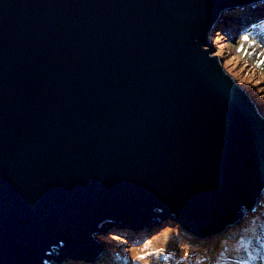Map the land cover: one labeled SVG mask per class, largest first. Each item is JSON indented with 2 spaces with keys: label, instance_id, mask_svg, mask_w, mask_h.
I'll return each instance as SVG.
<instances>
[{
  "label": "water",
  "instance_id": "1",
  "mask_svg": "<svg viewBox=\"0 0 264 264\" xmlns=\"http://www.w3.org/2000/svg\"><path fill=\"white\" fill-rule=\"evenodd\" d=\"M242 1L0 0V264L93 260L113 223L208 237L254 209L264 113L209 49Z\"/></svg>",
  "mask_w": 264,
  "mask_h": 264
},
{
  "label": "rangeland",
  "instance_id": "2",
  "mask_svg": "<svg viewBox=\"0 0 264 264\" xmlns=\"http://www.w3.org/2000/svg\"><path fill=\"white\" fill-rule=\"evenodd\" d=\"M256 2L257 4L259 3L258 1ZM226 12L229 11L222 13L220 18L214 23V26L216 23L217 26H215L211 31L210 42L212 46L210 48H212L213 52L211 56L216 55L220 57V62L222 63L224 69L238 82V84L240 83V85L242 84L244 86L245 90L249 92L248 94L253 96L254 101L257 102L264 113V65H261L260 63L261 60H264V55H261L264 53V22L252 28H247L245 25H242V29L245 30L240 36H236L234 38L227 25H220V23H224L228 19L222 17L223 15H227ZM228 14L231 20L229 22L230 27L235 26V21L246 18L248 15L242 12H229ZM254 19L255 18H252V20ZM245 34L250 36V41L247 43L243 42L242 40V36ZM230 37H232V39ZM253 41L255 42L254 46L252 43ZM245 55H247L248 58H246ZM252 61H254V63ZM254 66L255 68L252 69ZM255 69H257L258 72ZM260 201H262L261 204H259ZM254 210L255 211L252 213L248 211L250 213L248 216H252L253 218V225L246 231H250V233H256L257 236L255 237H246V231L244 233H236V225H229L225 227V229L220 233L211 234L205 238H196V236L181 228L180 223L174 220V217H167L162 220L159 226L154 224L151 226V230H149L148 227L152 224L150 223L149 226H147V230H143L139 233L127 228L128 226H123L121 228L122 230H119L120 235L113 233H99L100 236L95 235L94 238L97 242L102 243L103 251L97 258H95L93 261L77 258L70 261V258H68L63 264H130V260L127 257H124L122 254L119 256L116 252V248L122 245L120 243H123L125 246H130L131 244L129 240L138 242L142 238L143 235L141 234L143 233H145L149 239H152L155 236L167 239L170 237V235L174 234L175 230L178 231L176 234H179L180 230L184 231L188 238L195 244L202 243V248H194L192 252V256L196 259V261H199L200 264H238V261L235 259L232 261L230 258L224 256V247H228L229 249L230 247L228 242L221 240V238L233 234L238 235L237 241L240 243V245H243L248 240L252 241L254 238H257L260 235V232L258 231L259 226L257 224H261L263 233L262 241L260 243L261 248L264 251V193L263 198L259 199ZM108 227L112 226L108 225ZM114 229L120 228H116V226H114ZM143 229H146V227ZM113 242L114 245L117 243V247L108 248V245H113ZM252 247L254 248L253 243ZM153 251L154 253H157V255H162L158 249H154ZM165 255L171 259V264H180V262H184L179 256L175 257L169 254ZM258 264H264V260L259 261Z\"/></svg>",
  "mask_w": 264,
  "mask_h": 264
},
{
  "label": "bare ground",
  "instance_id": "3",
  "mask_svg": "<svg viewBox=\"0 0 264 264\" xmlns=\"http://www.w3.org/2000/svg\"><path fill=\"white\" fill-rule=\"evenodd\" d=\"M261 0H259L258 2H260ZM257 4V2L255 1V2H251V3H247V9L246 10H244V11H240V12H242V13H247L248 11V13H251L249 16H253V17H255L256 15H261V14H263L264 13V4H261L259 7H254V5H256ZM257 5H259V3L257 4ZM227 11H229V10H227ZM253 13V14H252ZM248 16V15H247ZM223 18H226L227 19V17H228V15H224V16H222ZM220 18V16L216 19V21L218 20ZM239 20V19H238ZM247 20H249V19H247ZM215 21V22H216ZM222 24H225V25H227V23L226 22H224V23H220V25L222 26ZM216 26H217V24H216ZM228 27H230L229 26V24H228ZM235 29H238V27L236 26L235 27ZM245 29H241L240 31H239V33L236 35H232L234 38L236 37V36H240L241 35V33L244 31ZM253 30V29H252ZM231 39H232V37H230ZM216 57H218V56H216ZM246 93L248 94L249 92L248 91H246ZM248 96H249V98L251 99V101L255 104V105H257L258 107H259V109L262 111V109H261V107L257 104V102L256 101H254V98H253V96H251L250 94H248ZM263 112V111H262ZM259 199L260 198H258L257 199V201H259ZM242 217H243V215L240 217V218H238L237 220V223H236V233H241V232H243L245 229H248V228H250L252 225H253V218H252V216H247V217H245V218H243L242 219ZM169 218H173V217H169ZM111 226L112 227H108V225H106V226H104V227H99L98 228V230L97 231H95L96 233V235H98V236H100V234H105V233H107V234H110V233H114V226H116V227H118V228H120V229H118V230H122L121 228L123 227L122 225H118L117 223H113V224H111ZM130 228H132V227H130ZM132 229H137V227L136 228H132ZM143 230H147V229H140L139 231L138 230H134V231H137L136 233H139V232H141V231H143ZM100 233V234H99ZM246 235L247 236H255L256 234L255 233H250V231H246ZM146 246H147V250H144L145 248H140L139 250H137V257H138V261L140 262V264H171V259L170 258H168V256H166V255H160V254H158L157 255V253H154V251L152 250V248H154L153 247V243L151 242V241H149L147 244H146ZM245 246H248L247 244L245 245ZM153 253H154V255H153ZM118 254V253H117ZM119 256H121V254H118ZM51 264H54V263H51Z\"/></svg>",
  "mask_w": 264,
  "mask_h": 264
},
{
  "label": "trees",
  "instance_id": "4",
  "mask_svg": "<svg viewBox=\"0 0 264 264\" xmlns=\"http://www.w3.org/2000/svg\"><path fill=\"white\" fill-rule=\"evenodd\" d=\"M241 86L244 88L243 85H241ZM180 227L182 228L181 225H180ZM115 232H117V233H115ZM176 232H178V231L175 230L174 233H176ZM113 234L120 235L119 231H114ZM176 235L184 237V238H188L186 236V233L184 231H181V230L179 231V234L177 233ZM181 237L177 238L175 236H173V237L171 236V237H168L167 239L164 238L165 240L170 239L168 246L164 245V244H161L160 242H158L159 238L154 237V238L150 239V241L152 243H154L153 244L154 248H152V250L158 249L161 254H162L164 249L170 248V247L173 248L174 250H178L179 248H181L179 244L183 243L184 240H185L184 238H181ZM129 241H130V244H131L130 246H125L123 243H120L122 245L117 247L116 246L117 243L115 242L116 245H114V242H113L112 243L113 245L109 244L108 248H116L117 247L116 248V250H117L116 252L118 254H122L124 257H127L130 260V264H140V262L138 261V257H137V254H138L137 250H139L141 247L145 248L144 250H147L146 249L147 248L146 244L149 242V240H144V241H141L139 243H136V242H134L132 240H129ZM194 248H202V247H193L191 249H183L182 248L177 253H174L173 249H169L167 254L175 256V257L176 256L181 257L182 258L181 260L184 261V262H180V264H200V262L196 261V259L192 256V252H193ZM112 260H114V259H112ZM185 261H188V262H185Z\"/></svg>",
  "mask_w": 264,
  "mask_h": 264
},
{
  "label": "snow or ice",
  "instance_id": "5",
  "mask_svg": "<svg viewBox=\"0 0 264 264\" xmlns=\"http://www.w3.org/2000/svg\"><path fill=\"white\" fill-rule=\"evenodd\" d=\"M242 40H243V42L247 43V42L250 41V36L247 35V34H245V35L242 36ZM252 43H253V46H254L255 45V42L253 41ZM261 55H264V53H262ZM260 63H261V65H264V60H261ZM72 259H74V258H70V261Z\"/></svg>",
  "mask_w": 264,
  "mask_h": 264
},
{
  "label": "clouds",
  "instance_id": "6",
  "mask_svg": "<svg viewBox=\"0 0 264 264\" xmlns=\"http://www.w3.org/2000/svg\"><path fill=\"white\" fill-rule=\"evenodd\" d=\"M229 9H231V7L229 8ZM229 9H227V10H229ZM226 10V11H227ZM225 12V11H224ZM223 12V13H224ZM222 14H220L219 16H221ZM235 23H238V20L237 21H235ZM217 24V23H216ZM244 25V24H243ZM216 26V25H215ZM214 25H213V27H215ZM243 26H241V28H242ZM213 29V28H212ZM211 40V39H210ZM212 46V45H211ZM209 49H210V47H209ZM213 53V52H212ZM217 55H219V54H217ZM214 56H216V55H214ZM220 58V57H219ZM221 65H222V63H221ZM223 66V65H222ZM223 69H224V67H223ZM225 70V69H224ZM226 71V70H225ZM258 72V71H257ZM226 73H228L227 71H226ZM229 74V73H228ZM231 76V75H230ZM232 77V76H231ZM232 79L234 80V81H236L233 77H232ZM237 82V81H236ZM238 83V82H237ZM240 84V83H239ZM242 85V84H241ZM246 91V90H245ZM154 225V224H153ZM152 226V225H151ZM75 259V258H74ZM94 260V259H93ZM93 260H90V261H93Z\"/></svg>",
  "mask_w": 264,
  "mask_h": 264
}]
</instances>
